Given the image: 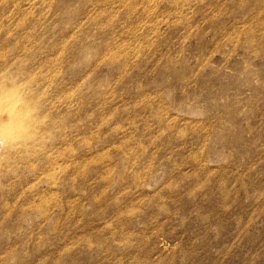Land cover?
I'll return each mask as SVG.
<instances>
[{"label": "rangeland", "instance_id": "1", "mask_svg": "<svg viewBox=\"0 0 264 264\" xmlns=\"http://www.w3.org/2000/svg\"><path fill=\"white\" fill-rule=\"evenodd\" d=\"M139 3L0 0V264H51L73 208L96 247L75 264H264V50L228 44L264 0ZM168 81L206 116L156 140L139 118Z\"/></svg>", "mask_w": 264, "mask_h": 264}, {"label": "clouds", "instance_id": "2", "mask_svg": "<svg viewBox=\"0 0 264 264\" xmlns=\"http://www.w3.org/2000/svg\"><path fill=\"white\" fill-rule=\"evenodd\" d=\"M125 2L131 3L133 2V0H125ZM166 2H168V0H140V3L137 5V7H143L146 11L151 9V11L154 12L156 7ZM171 2L176 5L187 7L191 2H194V0H171ZM198 2L203 3V0H198ZM172 16L173 14L169 13L168 19L162 17L159 21H157V23L167 24ZM262 16H264V9L257 13V17ZM207 35L208 34L206 33L205 36ZM218 39L219 37L213 36L211 41H215ZM228 44L239 46L249 54H255L256 50L258 49L264 50V19H255L252 23H248L243 25V27H240L238 31L233 30V34L228 40ZM222 50H224L225 52L230 51L228 47H225ZM34 79L35 77H32L31 79L25 78L22 82L17 81V85L22 86L24 89H30L32 86V80ZM171 82L172 81H168L167 83L161 84L155 89L156 95L151 97L145 105L146 114L139 118V123L145 127V132L154 133L156 140H161V138L163 137H167L169 141L172 139L175 122L168 120L169 113H175L177 121L179 119L200 120L204 119L206 116V113L202 114L199 117L192 116L185 107L177 105L174 100L176 90L172 89L171 91H169L170 87H168V85L171 84ZM44 91L46 92L47 89H45ZM27 99L29 101V107L40 106L44 103L45 96L27 95ZM137 107H140V105H138ZM67 131L71 136V143L78 145L83 143L81 138L75 135V133L71 129ZM208 131L210 132V134L215 135L218 129L213 125V127ZM64 139L68 140L69 136H65ZM206 147L210 152L211 145H207ZM65 151H72L73 154H75L74 150L72 149H65ZM144 151L146 152L147 149H145ZM197 155L199 157H203L205 153L200 152L197 153ZM120 162L123 163L125 169L129 172L133 171L139 163L137 158L129 154H125V157H121ZM227 162L228 161H224L223 163L226 164ZM150 171H155L154 165H151L149 166V168L145 169V172ZM161 180H164V177H162ZM86 229H88V226L85 223L84 216L82 214L78 216V212L74 208L66 215L59 218L55 222V225L51 229V232L59 233L63 237V239L61 241V246L56 250L55 257L51 258V264H75L76 257L82 251H91L92 249L96 248L95 245L89 247L86 246L83 242H78L77 238L83 232H86Z\"/></svg>", "mask_w": 264, "mask_h": 264}]
</instances>
